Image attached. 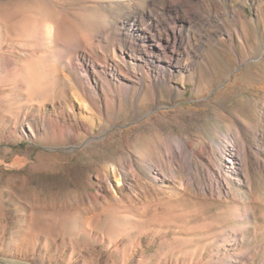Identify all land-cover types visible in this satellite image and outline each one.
I'll list each match as a JSON object with an SVG mask.
<instances>
[{
    "label": "rangeland",
    "instance_id": "obj_1",
    "mask_svg": "<svg viewBox=\"0 0 264 264\" xmlns=\"http://www.w3.org/2000/svg\"><path fill=\"white\" fill-rule=\"evenodd\" d=\"M262 115L264 0H0V257L264 264V172L216 148L264 159Z\"/></svg>",
    "mask_w": 264,
    "mask_h": 264
},
{
    "label": "bare ground",
    "instance_id": "obj_2",
    "mask_svg": "<svg viewBox=\"0 0 264 264\" xmlns=\"http://www.w3.org/2000/svg\"><path fill=\"white\" fill-rule=\"evenodd\" d=\"M249 128L244 124L237 122L235 126V134H230V137L225 136V140H222L221 143L216 146L219 154L225 158L226 163L232 167L233 172L235 173H237V171L247 173L250 167H255L257 171L264 172V159L261 158L263 153L261 149L255 150L252 146V138L255 139L256 137H259L258 133H260V130H256L257 133H255L256 131L253 129L252 131ZM262 136H264L263 133ZM196 148V146L188 142H176L170 145L166 150V155L170 162L183 170H185L186 166L188 167L187 172L191 176V180L194 184H197L198 182L196 179V172H201L200 167L196 166L198 162L196 164L195 156L200 155L209 160L213 155V148L211 146L200 145L199 149L196 150ZM253 154L258 158V163L252 160V157H254ZM130 163H132V161ZM239 164L240 167L236 168ZM203 169L204 172H207V174L210 175L207 168ZM218 175L223 176L221 172H219ZM210 181L216 186V188L217 186L219 187V184L214 179V175L210 176ZM202 189L204 192L212 194L211 186L208 185Z\"/></svg>",
    "mask_w": 264,
    "mask_h": 264
},
{
    "label": "water",
    "instance_id": "obj_3",
    "mask_svg": "<svg viewBox=\"0 0 264 264\" xmlns=\"http://www.w3.org/2000/svg\"><path fill=\"white\" fill-rule=\"evenodd\" d=\"M0 262L3 264H32V263H28V262H24V261H17V260H13V259H7L4 257H0Z\"/></svg>",
    "mask_w": 264,
    "mask_h": 264
}]
</instances>
